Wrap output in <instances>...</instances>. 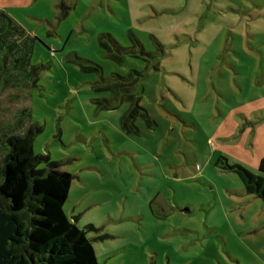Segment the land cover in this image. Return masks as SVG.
I'll list each match as a JSON object with an SVG mask.
<instances>
[{
  "label": "rangeland",
  "instance_id": "1",
  "mask_svg": "<svg viewBox=\"0 0 264 264\" xmlns=\"http://www.w3.org/2000/svg\"><path fill=\"white\" fill-rule=\"evenodd\" d=\"M0 11L25 55L1 76L0 161L9 136L33 132V153L73 175L63 210L95 226L97 264H264V202L221 165L264 177V0H0ZM115 82L130 91L97 89ZM129 93L155 123L137 117L138 134L120 127Z\"/></svg>",
  "mask_w": 264,
  "mask_h": 264
},
{
  "label": "trees",
  "instance_id": "2",
  "mask_svg": "<svg viewBox=\"0 0 264 264\" xmlns=\"http://www.w3.org/2000/svg\"><path fill=\"white\" fill-rule=\"evenodd\" d=\"M7 20V22H5ZM22 30L0 11V90L1 76L8 75L25 55H20ZM97 70L96 67H84ZM115 82L97 89H109L115 97L130 91ZM9 84H4L2 90ZM129 102L120 116V127L128 134H138L137 117L148 127L154 123L146 109L139 105L133 93L123 95ZM110 103V102H109ZM100 108L113 109L110 104ZM31 130L7 138L9 148L0 161V264H97L95 249L87 237L93 224L79 228L67 217L63 205L67 199L73 175L61 170V162L48 155L34 154ZM222 167L234 171L247 194L264 202V177L252 173L239 163H229L225 157ZM258 170L264 173V156Z\"/></svg>",
  "mask_w": 264,
  "mask_h": 264
}]
</instances>
